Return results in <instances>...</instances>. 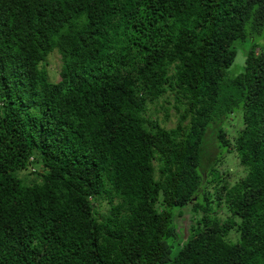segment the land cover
<instances>
[{"label":"trees","instance_id":"obj_1","mask_svg":"<svg viewBox=\"0 0 264 264\" xmlns=\"http://www.w3.org/2000/svg\"><path fill=\"white\" fill-rule=\"evenodd\" d=\"M0 264H264V0H0Z\"/></svg>","mask_w":264,"mask_h":264},{"label":"rangeland","instance_id":"obj_2","mask_svg":"<svg viewBox=\"0 0 264 264\" xmlns=\"http://www.w3.org/2000/svg\"><path fill=\"white\" fill-rule=\"evenodd\" d=\"M53 62L51 63L50 67L52 68L53 70V73H54V78L56 79L57 77V70H58V62H59V58L57 55H54L53 58ZM242 60V56L240 54V51L238 52L237 54V57H236V60H235V63L236 65H234L232 68H231V71H233V73H236L238 71H240V62ZM239 67V68H238ZM51 70V69H50ZM153 110V109H152ZM156 117H159L160 119L163 117V114L159 111L158 113L154 114ZM164 126L166 128H173L175 126V118L172 117L170 119V121H168L166 124H164ZM216 149L213 147L212 148V154L215 155L216 153ZM30 171V170H29ZM230 171L232 172L233 174V177H237L238 175H240V171H241V168L239 165H237L236 163L234 164V166L232 167V169H230ZM220 215H224V214H220ZM185 223V222H184ZM187 226L188 224L185 223Z\"/></svg>","mask_w":264,"mask_h":264},{"label":"water","instance_id":"obj_3","mask_svg":"<svg viewBox=\"0 0 264 264\" xmlns=\"http://www.w3.org/2000/svg\"><path fill=\"white\" fill-rule=\"evenodd\" d=\"M187 239V233H186V229H184V240Z\"/></svg>","mask_w":264,"mask_h":264}]
</instances>
